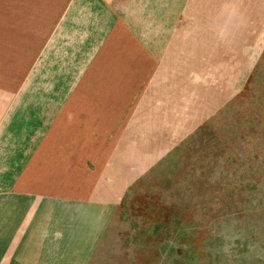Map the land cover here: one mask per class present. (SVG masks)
Returning <instances> with one entry per match:
<instances>
[{
  "label": "crops",
  "instance_id": "obj_1",
  "mask_svg": "<svg viewBox=\"0 0 264 264\" xmlns=\"http://www.w3.org/2000/svg\"><path fill=\"white\" fill-rule=\"evenodd\" d=\"M234 2L0 0V264H89L133 180L228 100Z\"/></svg>",
  "mask_w": 264,
  "mask_h": 264
},
{
  "label": "rangeland",
  "instance_id": "obj_2",
  "mask_svg": "<svg viewBox=\"0 0 264 264\" xmlns=\"http://www.w3.org/2000/svg\"><path fill=\"white\" fill-rule=\"evenodd\" d=\"M228 15V100L133 180L89 264H264V1Z\"/></svg>",
  "mask_w": 264,
  "mask_h": 264
}]
</instances>
